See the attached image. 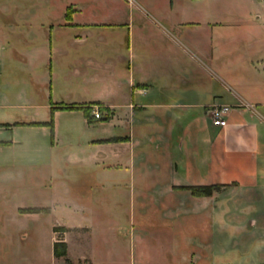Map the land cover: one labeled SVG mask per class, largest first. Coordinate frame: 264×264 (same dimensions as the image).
<instances>
[{
	"label": "crops",
	"instance_id": "1",
	"mask_svg": "<svg viewBox=\"0 0 264 264\" xmlns=\"http://www.w3.org/2000/svg\"><path fill=\"white\" fill-rule=\"evenodd\" d=\"M0 6V137L10 131L14 141H0V146L22 144L23 139L14 137L17 130L47 132L52 108H98L108 115L98 139L95 122L104 118L94 119L90 109L87 118L76 111L82 116L84 141L93 150L74 162L106 174H129L136 164L147 163L145 151L153 148L162 155L163 166L146 164L149 171L143 174L157 172L164 178L153 188L174 201L173 208H164V219L183 213L205 215L211 226L218 219L237 226L247 222L248 230L237 229L228 238L257 235L262 253L258 261L241 254L230 264H264V221L253 216L254 203L239 207L235 219L228 217V205L239 197L264 200V173L258 163L264 155V115L255 109H264V57L257 66L252 54L235 60L232 55L241 45L226 41L242 27L237 22L242 16L255 20L250 33L261 27L254 24L260 17L264 21V0H68L59 24L39 26L35 11L22 14L16 6ZM236 64L240 78L235 77ZM58 78L67 93L66 100L56 103ZM223 106L231 109L226 124L213 126L212 112ZM60 114L53 112L55 125ZM201 120L205 123L198 127ZM151 129L156 131L149 133ZM153 167L156 171H150ZM198 185L222 187L205 198L176 189ZM223 206L226 211L218 217ZM213 235L212 228L207 240H190L189 254L179 258L214 264ZM62 241L69 255V244ZM55 242L51 238V249ZM51 254L49 264L57 260ZM90 264L109 263L91 256Z\"/></svg>",
	"mask_w": 264,
	"mask_h": 264
},
{
	"label": "rangeland",
	"instance_id": "2",
	"mask_svg": "<svg viewBox=\"0 0 264 264\" xmlns=\"http://www.w3.org/2000/svg\"><path fill=\"white\" fill-rule=\"evenodd\" d=\"M67 1L0 0V5L16 6L22 14L35 11L37 26L42 23L57 25L64 19L60 10ZM225 9L223 7V11ZM227 10L231 8L227 7ZM31 22H34L33 18ZM237 22L243 24L242 27L230 33L226 40L241 45L240 50L232 55L233 58L240 61L241 56L245 58L246 54H252V62L256 66L261 65L264 57V21L261 17L256 21L254 25L261 27L253 33L249 32L250 23L255 22L253 18L247 20L242 16ZM120 37L119 34L118 41H122ZM90 41L93 42V39ZM233 68L237 73L236 76L230 73L231 76L240 78V66L236 64ZM228 84L233 86L231 82ZM54 85L52 102H61L62 98L66 100L63 93L67 91L62 90L59 78ZM250 88L259 86L251 85ZM49 91L48 87L44 92L45 103L49 102ZM231 99L228 98L226 102H232ZM255 109L264 115V109L259 105ZM90 110L91 113L100 111L95 107ZM60 112L56 125L52 118V133L49 127L45 133L21 129L16 131L17 136L14 137L23 139L22 144L0 146V264H49L53 237L55 241L60 238L67 240L69 255L67 253L66 259L70 264H90L91 256L109 264H189L187 258L180 259L179 255L189 254L192 246L190 240H207L212 228L215 232L212 238L214 264H230L240 259L241 254H245L248 260H259L262 253L259 247L263 243L259 242L257 235L228 238L237 229L248 230L247 222L237 226L216 218L215 225L211 226L205 215L189 216L183 213L174 220L164 219V208H173L174 201L171 197L164 199L161 194L153 192V188L164 178L157 172L143 174L148 170L146 164L163 166L162 155L153 148L145 151L148 154L147 163L136 164L129 174H106L98 168L74 162L75 158L91 153L93 148L84 141L86 137L81 114L70 110ZM101 116L104 121L95 122L97 130L94 137L97 139L103 137L98 131L99 126L108 121V115L102 113L99 119ZM203 122L198 121L196 125L201 127ZM68 124L72 126L68 127ZM68 128H72V133ZM155 131L151 129L148 132ZM115 132L119 136L127 134ZM31 140L38 145H32ZM0 141H13L11 132H4ZM41 148H45L42 154L39 152ZM258 163L260 172L264 173V155L259 157ZM155 169L153 167L150 171ZM252 203L255 206L253 216L264 221V200H253L250 196L239 197L237 202L228 205L229 219H235L239 207L244 206L245 209ZM21 209H49L50 212L19 214ZM225 211L226 207L223 206L218 217ZM263 225L261 229H264ZM58 227L68 230L54 233L53 229ZM65 261L61 258L50 264H66Z\"/></svg>",
	"mask_w": 264,
	"mask_h": 264
},
{
	"label": "trees",
	"instance_id": "3",
	"mask_svg": "<svg viewBox=\"0 0 264 264\" xmlns=\"http://www.w3.org/2000/svg\"><path fill=\"white\" fill-rule=\"evenodd\" d=\"M66 18L69 20L70 16L69 14L66 15ZM90 107H82L77 105H71V106H59L58 108H52L51 109V118L50 121L45 124V126L49 127L52 133L53 130V120L52 115L55 110H70V111H81L83 112L84 116L87 118L89 116V110ZM222 185H198V186H189V187H180L176 188L177 190L181 191H188L190 195L194 198H205V197H211L212 194L221 188ZM49 209H21L18 211L19 214H38V213H49ZM68 229L64 227H58L54 228V233H65ZM53 256L55 259H65L66 264H70L69 261L66 259L67 257V245L65 242L62 241V239H59L53 244Z\"/></svg>",
	"mask_w": 264,
	"mask_h": 264
},
{
	"label": "built area",
	"instance_id": "4",
	"mask_svg": "<svg viewBox=\"0 0 264 264\" xmlns=\"http://www.w3.org/2000/svg\"><path fill=\"white\" fill-rule=\"evenodd\" d=\"M231 111L229 107L223 106L218 107L213 110L212 112V125L216 127H224L226 122L224 120L225 116L228 115V113ZM92 117L94 119H99L100 114L98 110H95L92 112Z\"/></svg>",
	"mask_w": 264,
	"mask_h": 264
}]
</instances>
